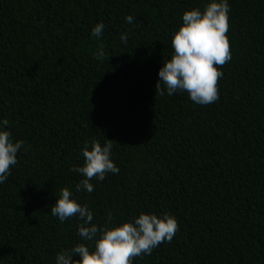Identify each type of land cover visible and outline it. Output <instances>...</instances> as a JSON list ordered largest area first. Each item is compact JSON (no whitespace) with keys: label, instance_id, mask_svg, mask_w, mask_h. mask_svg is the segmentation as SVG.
Wrapping results in <instances>:
<instances>
[{"label":"trees","instance_id":"obj_1","mask_svg":"<svg viewBox=\"0 0 264 264\" xmlns=\"http://www.w3.org/2000/svg\"><path fill=\"white\" fill-rule=\"evenodd\" d=\"M207 3L0 0V119L27 149L0 185V264H56L84 243L82 221L51 214L65 187L100 226L176 217L173 240L134 264H264V0H229L218 101L156 89L182 14ZM94 139L112 140L119 173L76 192Z\"/></svg>","mask_w":264,"mask_h":264},{"label":"clouds","instance_id":"obj_2","mask_svg":"<svg viewBox=\"0 0 264 264\" xmlns=\"http://www.w3.org/2000/svg\"><path fill=\"white\" fill-rule=\"evenodd\" d=\"M229 13V0H209L203 10L193 8L182 14V25L172 36L173 55L163 62L158 71L156 89L160 95L165 94V89L161 87L163 84L167 95L187 92L189 99L198 105L207 106L219 100L217 85L224 75L222 68L232 59L227 36ZM134 19L132 15L125 17L129 24ZM104 27L102 22L97 23L91 35L100 38ZM122 39H126V35ZM8 125L7 119H0V185L11 175V167L18 164L20 150H27L23 140L13 141L11 131L7 130ZM111 141L107 139L104 144L95 139L84 142L81 149L84 163L71 169L84 177L75 186L76 192L90 194L95 188L90 182L93 178L103 181L109 173H119L111 158ZM50 211L61 223L72 217L82 221L77 231L84 243L58 252L56 264H134L136 257L151 255L162 243H170L179 230L176 217L170 213L160 216L140 213L132 220L113 227L91 223L93 211L87 205L78 203L67 187L60 190ZM107 221L109 224L114 221L111 212Z\"/></svg>","mask_w":264,"mask_h":264}]
</instances>
